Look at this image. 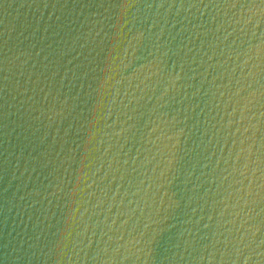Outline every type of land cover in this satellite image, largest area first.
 <instances>
[{
  "label": "water",
  "instance_id": "1",
  "mask_svg": "<svg viewBox=\"0 0 264 264\" xmlns=\"http://www.w3.org/2000/svg\"><path fill=\"white\" fill-rule=\"evenodd\" d=\"M0 264H264V0H0Z\"/></svg>",
  "mask_w": 264,
  "mask_h": 264
}]
</instances>
